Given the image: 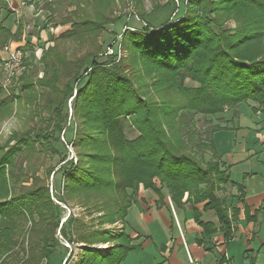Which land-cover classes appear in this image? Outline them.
Listing matches in <instances>:
<instances>
[{
  "label": "trees",
  "instance_id": "trees-1",
  "mask_svg": "<svg viewBox=\"0 0 264 264\" xmlns=\"http://www.w3.org/2000/svg\"><path fill=\"white\" fill-rule=\"evenodd\" d=\"M179 1L177 22L125 33L128 61L116 62L114 56L97 61L86 51L70 58L54 42L40 57L43 76L23 74L20 88L34 116H40V125L12 131L0 144V264H50L58 230L62 239L81 246L75 262L66 258L65 264L123 263L140 247L133 243L138 236L113 227L125 220L139 187L157 194V206L165 205L164 189L175 209L188 204L204 237L220 233L225 243L234 238L240 209L219 192L227 184L236 187L235 200L240 202L242 190L216 158L212 140L226 126L211 125L201 135L194 118L217 117L227 109L236 113L249 101L253 113L264 114V0ZM229 20L237 26L233 31ZM86 26L73 23L58 38L73 40L98 30L96 24ZM19 30L11 34L0 19V48L8 36L19 40ZM24 47L31 53L24 58L27 63L34 58L33 50L28 42ZM187 79L197 85L186 86ZM73 92L77 126L68 143L75 149L76 163L67 159L59 138L64 106ZM41 97L45 100L39 107ZM15 100L22 98L6 95L0 87V118L12 112ZM44 113L47 119L41 117ZM125 119L138 133L133 139L126 137ZM205 151L211 160L204 159ZM53 157L64 168L57 200L80 207V217L70 213L61 222L64 208L37 175L39 167L46 178L55 174L56 165L47 162ZM205 211H213L218 226L202 219ZM244 212L245 219H254L246 207Z\"/></svg>",
  "mask_w": 264,
  "mask_h": 264
},
{
  "label": "rangeland",
  "instance_id": "rangeland-1",
  "mask_svg": "<svg viewBox=\"0 0 264 264\" xmlns=\"http://www.w3.org/2000/svg\"><path fill=\"white\" fill-rule=\"evenodd\" d=\"M24 11L19 12L18 10L12 9L13 0H0V19H2V25L5 26L11 34L14 35L17 28L19 27V40L13 38V35L8 36V40L1 45L0 56L6 57L3 51L5 45L13 48L21 49L23 52L22 62L11 69L8 68L4 60L0 59V87L6 95H10L12 92L18 94L22 100L20 102L14 101L12 112L6 116L0 118V144L4 143L12 131H22L29 127H38L40 125V116H34V107H29L25 101V93L21 90V80L23 74H26L29 78L35 79V76L41 78L43 76V63L40 57L43 51L52 47L54 42L58 44L59 51L65 53L70 58H77L84 55L86 52L93 53V58L97 61H105L107 56H114V60H129V51L124 45V35L126 32H137L147 31L150 29L159 30V28H165L166 25H170L172 21L177 22L178 16L181 13V3L179 0H22ZM176 2V3H175ZM6 3L7 8H3L2 4ZM175 4V6H173ZM179 4V10L176 6ZM159 7V8H157ZM143 15V17H141ZM87 24L86 27H91V24L98 26L97 31L84 34L73 40H59V35L65 30L71 28L73 23ZM227 26L230 30L236 29V24L233 20H229ZM164 25V26H163ZM160 28V29H161ZM141 31V32H140ZM4 35H0V39H3ZM25 40L32 46L34 58L28 59L27 63L24 62V58H30L31 53L29 49L18 44L20 40ZM5 54V55H4ZM127 63V62H126ZM10 71H15L14 77L9 78ZM136 72V71H135ZM9 75V76H8ZM145 82L150 85L148 78L144 79ZM186 86L194 87L197 84L186 80ZM75 92L70 96L64 106L63 110V126L59 133L60 142L64 144L61 137L64 138L65 142L68 143V139L75 135L77 120L74 113L73 99ZM39 102L37 105L40 107L44 104V98H38ZM254 105L253 102L241 103L234 110L227 109L221 114L219 118L216 116H202L196 115L194 118V126L204 135L203 131L209 129L211 125L220 124L221 126L235 125L238 123L240 126H251L257 121L253 115L261 118V123L264 118V114L259 110L255 113L252 112L251 107ZM235 113V114H234ZM41 117L47 119L46 113L42 114ZM221 118V119H220ZM124 132L128 139H133L138 133L132 128L128 120L123 121ZM222 143L226 145L228 138L232 139L230 135L223 133ZM65 145V144H64ZM67 159L77 162V154L75 149L73 153L68 152L66 149ZM204 159L206 161L211 160L212 155L209 151H205ZM72 157V158H71ZM219 162L222 160L219 156L216 157ZM48 164L51 166L56 165L54 177L49 175L45 177V171L43 167H39L37 175L43 178L45 183L49 187L50 195L55 203H59L63 207L61 222L64 221L70 213L75 217L84 215V211L78 207H68L61 204L57 200V194L62 195L63 182L61 174L63 173V167L61 164H57L58 157L49 159ZM223 169V167H222ZM25 183V185H27ZM233 186L227 184L224 185L220 195L228 196L233 190ZM165 194L167 192L165 191ZM87 221L90 218H85ZM30 225V224H29ZM117 223L114 229H121ZM141 229V228H140ZM28 232H26L24 238V253H27L28 246ZM177 233V232H176ZM152 234V232H151ZM58 244L55 248V253L51 256L50 264H65L76 260V257L80 253V245H73L68 243L66 240L59 236V230L57 231ZM153 242H158V236L155 233L151 237ZM105 246H100L103 248ZM18 251V250H17ZM25 253V255H26ZM138 253L142 257V261L145 264H152L153 258H158L156 249L153 243L149 244L144 248V251L139 250ZM23 252H19V259L22 257ZM25 257V256H24ZM9 260V259H8ZM131 260H128L124 264H131ZM66 263V264H67ZM10 264H20L16 260L10 261Z\"/></svg>",
  "mask_w": 264,
  "mask_h": 264
},
{
  "label": "crops",
  "instance_id": "crops-1",
  "mask_svg": "<svg viewBox=\"0 0 264 264\" xmlns=\"http://www.w3.org/2000/svg\"><path fill=\"white\" fill-rule=\"evenodd\" d=\"M22 4V0H13L12 9L22 12ZM18 42L21 46L25 45V40ZM0 59L5 57L1 55ZM253 117L257 120L254 125L240 126L239 121L235 125L224 123L222 126L225 128L212 134L216 152L225 163L230 179L238 183L242 190L240 202L235 200L239 193L236 187L228 194L233 205L240 209L234 238L225 243L220 233L204 237L201 227L192 218L188 204L183 209H175L164 189L165 205L157 206V194L139 187L132 197L125 220L119 226L129 231L132 237L138 236L133 243L140 244V247L130 251L121 264L127 260H131V264H145L142 261L144 256L138 251H144L151 243L158 256L152 257V264H264L262 123L260 117ZM223 133L232 138H228L226 145L222 143ZM245 207L247 214L255 215L253 220L245 219ZM198 208L202 210L201 204ZM202 219L218 226L213 211L202 212ZM151 232L158 236V242L152 241Z\"/></svg>",
  "mask_w": 264,
  "mask_h": 264
},
{
  "label": "built area",
  "instance_id": "built-area-1",
  "mask_svg": "<svg viewBox=\"0 0 264 264\" xmlns=\"http://www.w3.org/2000/svg\"><path fill=\"white\" fill-rule=\"evenodd\" d=\"M3 51L6 54V57L4 59V63L8 68H10V70L15 68L16 66H18L22 62L23 52L21 51V49L13 48V47H10L8 45H5L3 48ZM8 73L10 75V76L9 75L8 76H9V78L11 77V79L15 75V71H10ZM261 130H262V135H261L262 136V141H261V143H262V154L264 156V118L262 120ZM61 140L64 142L66 149L68 150V152H70V155H71V153H73L72 145L69 143H66L63 137H61Z\"/></svg>",
  "mask_w": 264,
  "mask_h": 264
},
{
  "label": "bare ground",
  "instance_id": "bare-ground-1",
  "mask_svg": "<svg viewBox=\"0 0 264 264\" xmlns=\"http://www.w3.org/2000/svg\"><path fill=\"white\" fill-rule=\"evenodd\" d=\"M103 246H106V245H103Z\"/></svg>",
  "mask_w": 264,
  "mask_h": 264
}]
</instances>
